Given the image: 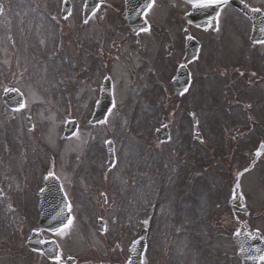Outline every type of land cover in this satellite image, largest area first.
<instances>
[{
  "label": "rangeland",
  "instance_id": "rangeland-1",
  "mask_svg": "<svg viewBox=\"0 0 264 264\" xmlns=\"http://www.w3.org/2000/svg\"><path fill=\"white\" fill-rule=\"evenodd\" d=\"M0 1V94L11 86L24 95L23 106L14 110L0 98V144L5 140L15 149L0 159V238L10 245V230L30 221L18 208L6 218L2 205L19 197L33 217L40 172L56 159L72 214L55 234L65 253L92 264H122L138 231L136 217L152 193L145 264H241L231 236L236 219L244 222L245 216L231 212L229 199L245 205L250 228L264 234V147L255 161L252 156L260 141L264 146V135L257 141L264 129V83L249 89L253 106L245 108L235 96L246 92L233 93L245 80L223 65L257 63L264 71V54L256 62V49L242 47L248 20L226 8L220 16L227 21L215 32L190 28L202 42L201 53L188 63V93L177 95L168 80L182 55L187 7L181 0H153L145 14L149 28L138 33L126 24L122 0H103L86 21L83 0H70L65 17L59 15L62 0ZM248 1L264 7V0ZM105 72L114 102L102 121L89 124ZM190 110L197 116V140L191 137ZM26 113L34 115L28 139ZM68 117L78 123L64 141L59 131ZM163 122L168 137L157 141L152 131ZM106 139L113 142L115 160L104 171ZM97 213L107 221L102 233L93 230ZM0 264L25 263L6 256Z\"/></svg>",
  "mask_w": 264,
  "mask_h": 264
},
{
  "label": "water",
  "instance_id": "water-1",
  "mask_svg": "<svg viewBox=\"0 0 264 264\" xmlns=\"http://www.w3.org/2000/svg\"><path fill=\"white\" fill-rule=\"evenodd\" d=\"M151 0H126V9H127V19L128 23L133 27H138L141 25V13L147 7V5L150 3ZM190 2L193 11L190 13L189 18L194 21L197 24H204L208 21L209 18H214L217 7L219 3H224L226 0H187ZM97 0H86V7H85V14L89 13L96 5ZM138 4V6H136ZM206 6L207 11L203 13L202 6ZM203 6V7H204ZM239 7L243 9L244 12L247 13L246 7L244 8L240 4H238ZM210 14L208 15V13ZM211 15V17H210ZM183 74L181 73V78L179 79V82L182 81ZM110 94V90H108ZM108 103L107 107L111 104V99L109 102H100V105H98L99 111L104 108L106 109V104ZM103 116V114H101ZM100 117V116H99ZM73 124V127L75 123L73 121L70 122ZM73 129V128H72ZM234 238L237 240L240 246L239 256L241 257L243 264H256L259 260V258L264 253V242L261 238V235L255 231L252 234L245 233L243 229H240L239 232H237L234 235Z\"/></svg>",
  "mask_w": 264,
  "mask_h": 264
},
{
  "label": "flooded vegetation",
  "instance_id": "flooded-vegetation-1",
  "mask_svg": "<svg viewBox=\"0 0 264 264\" xmlns=\"http://www.w3.org/2000/svg\"><path fill=\"white\" fill-rule=\"evenodd\" d=\"M260 44L261 43H255L254 45L257 46ZM252 48L254 49L256 47H252ZM256 56H255V61H256ZM256 62H258V61H256ZM262 64L264 65V63H262ZM247 66L248 65L246 64L245 66H243L241 68L235 67L234 69L232 68L230 71H232L231 74H236L237 76L242 77L245 80V82H246L245 87L240 86L238 88H235V90H233V93L236 94L238 91H239V93H241L242 91L246 92L245 93L246 96L243 95L241 97V96L236 95L235 98H236V100L238 99V102L241 101V103L243 104L242 106H245V108H250L251 104L253 106L254 96L252 95L253 99H252V97H250L251 91H249V89L251 90L252 88H254L255 85H260V84L264 83V71L257 66V63L254 65L248 66V67ZM262 98H264V93L262 94ZM248 101H250L251 104ZM238 102H236V103H238ZM27 251L30 252L31 250H27ZM31 252H33V251H31ZM37 253L39 254V259H40L39 264H63V259L60 256H59V259L55 258V259L51 260V259H47L43 253H41V252H37ZM29 257H30L29 255H25L23 257V260L25 263H29V260H30ZM91 263L92 262L88 259V257H86L85 264H91ZM70 264H78V261L75 260L74 262H72Z\"/></svg>",
  "mask_w": 264,
  "mask_h": 264
},
{
  "label": "snow or ice",
  "instance_id": "snow-or-ice-1",
  "mask_svg": "<svg viewBox=\"0 0 264 264\" xmlns=\"http://www.w3.org/2000/svg\"><path fill=\"white\" fill-rule=\"evenodd\" d=\"M149 7H151V5H149ZM262 147H264V146H262ZM50 175H51V173H50ZM69 223H71V221H69ZM65 227H67V225H65ZM57 259H59V257H57Z\"/></svg>",
  "mask_w": 264,
  "mask_h": 264
}]
</instances>
